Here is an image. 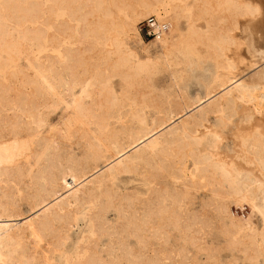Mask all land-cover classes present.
Instances as JSON below:
<instances>
[{
	"label": "rangeland",
	"instance_id": "rangeland-1",
	"mask_svg": "<svg viewBox=\"0 0 264 264\" xmlns=\"http://www.w3.org/2000/svg\"><path fill=\"white\" fill-rule=\"evenodd\" d=\"M142 1L144 0H62L58 5L55 0H0V30L5 29L9 39L18 48L11 62L5 61L9 50L2 44L3 40L0 38V64L8 63V67H5L7 75L0 72V122L3 124L0 137L13 133L26 136L28 133L31 134V130L26 129L29 126L34 128L36 134L34 139L49 138L51 141L50 150L36 165L34 162L37 148H34L36 144L33 143L30 152L17 160L11 173H0V199L8 204L11 214L15 217L29 215L35 203L47 197L51 190L60 189L66 181L71 184L73 176L95 171L100 173L106 159L112 155V151L107 149L108 140H117L121 147H126V154L135 150V148L128 150L130 148L128 145L132 144L134 137L129 131L127 118L138 105L145 107L148 129L161 116L164 119H171L151 136L157 137L159 141L169 136V128L178 123L180 116L184 118L195 114L198 117L201 109L207 113L211 124L219 122V113L213 101L215 96H221L225 89L212 87L210 95L202 98L199 103L189 104L188 96L192 97L196 93L204 95L205 82L201 78L207 79L206 68L187 72L185 78L178 77L182 73L180 65H176L174 58L175 53L179 54L178 50L175 52L173 50L175 47L170 45L158 46L154 40L142 34L141 38L137 32L139 22L151 15L167 19L171 23L168 29L171 30L175 22L173 12L167 9L170 4L176 5V10L183 14L178 24L184 30L187 27L186 18L193 12V0H161L160 4L152 5L145 16H142L145 10ZM261 2L263 4L264 0ZM29 9L38 10L34 15L39 17L41 14L50 21L44 25L49 34L32 33L31 28L34 25L29 22L28 16L33 12H27ZM100 21L106 26L102 29L103 32L98 31ZM125 21H129L130 25L125 26ZM263 24L264 19L260 20L259 24L262 32H259L261 38L258 47L263 45L264 48ZM56 25H59L60 33L56 32L55 29L58 28ZM54 35L61 37L65 53L62 66L55 62L56 67L61 68L64 99L68 101L70 97L77 96L83 88L90 95L87 101L98 98L100 89L111 90L118 104L112 107L104 105L105 121H100L96 110V118L90 116V122L84 123L82 117L73 109L65 104L56 105L54 95L49 92L44 94L40 85L33 82L35 76L27 66L28 60L38 61L39 59L33 57L32 53L41 49L40 42H47ZM112 37L118 41L115 45L121 52L125 53L128 50L132 53L130 61L156 60L153 69L147 74L129 76L127 68L115 67L111 61L106 62L116 57L115 54L106 52L109 48L105 41ZM207 45L210 43L204 41L196 44L203 50L202 57L206 63L208 62L205 58L206 52L211 51V47ZM48 48L52 49L54 46L50 45ZM227 54L235 58L240 57L242 60L235 71L236 79L249 77L255 68H260L264 64H262L264 60L258 61L255 64L257 67L252 66L254 69L243 70L242 65L250 59V54L242 47L238 52L229 47ZM222 73L231 75L226 70H222ZM52 79H56V75H52ZM219 102L224 104L225 97L221 96ZM243 113L256 117L263 114L262 110L255 109L254 105L249 103L246 104ZM11 123L14 127L8 125ZM112 126L116 128L108 134ZM96 127L103 136L99 141L101 151L93 152L86 144V135L95 137L90 130ZM233 132L232 126L225 130L224 138L219 144L221 155L231 150ZM58 134L62 137L63 157L60 164L64 167L65 179L58 177V168L53 164L50 165L53 171L52 179H49L48 173H41L39 178H33L29 169L37 170L46 166L47 160L57 154L54 142H57ZM136 147L137 152L144 150L142 144H137ZM175 158L179 159L180 156L176 155ZM110 160L112 158L108 159ZM151 171L147 166L139 165L133 167L129 173L120 175L98 173L96 185L100 189L99 197L102 196L105 204L103 227L108 228H98L101 223L86 213L87 204L71 206L69 211L53 218L50 227L38 235L23 236L14 243L12 254L15 264L17 261L22 264H125L126 258H134L132 251L134 253L139 251L141 240L126 228L130 224V219L123 220L130 215L132 205L130 207L128 204L133 203L136 208H140L139 201L130 197L131 194L137 192L140 198H148L155 187L165 194H169L171 188L163 174L151 176ZM174 180L179 184L178 175L174 176ZM113 181L115 184H112ZM182 183H186L185 180ZM104 187L107 188L106 193L103 192ZM116 188L117 191L128 194H117ZM139 188L140 191H137ZM179 188L185 186L180 185ZM204 193H206L204 190L196 193L197 202H200L199 199ZM70 203L73 205L74 201ZM94 204L96 206L98 201ZM205 208L206 211H210L211 207ZM229 209L231 217L235 218H244L250 213L248 207L242 209L230 205ZM172 221L174 223V220ZM255 222L258 223L257 218ZM188 224L198 228L200 233L172 231L162 232L156 238L142 236L144 243L155 244L156 254L152 253L150 248L141 250L136 254L141 255L144 261L137 264H251L240 251L241 245L230 242L226 226L217 217L207 214L204 219L188 220ZM16 231L23 233L21 227L16 228ZM248 254H251V251H248ZM92 256H98L101 261L90 263L89 258ZM258 259L263 261L262 256Z\"/></svg>",
	"mask_w": 264,
	"mask_h": 264
},
{
	"label": "bare ground",
	"instance_id": "bare-ground-1",
	"mask_svg": "<svg viewBox=\"0 0 264 264\" xmlns=\"http://www.w3.org/2000/svg\"><path fill=\"white\" fill-rule=\"evenodd\" d=\"M153 1H142L145 7L142 16L149 13V8L152 5L161 3V0ZM55 2L60 5L62 0H55ZM263 4L261 0H193V12L190 17L187 16V27L184 30L178 24L183 14L176 10V5L170 4L167 8L174 15L175 23L171 30L168 29L171 23L167 19L154 15L160 23L167 25L169 31L162 30L150 40H154L158 46L170 45L175 47L173 48L175 52L178 50L179 54L175 53L174 55L176 65H180L179 69L182 71L178 77L185 78L187 72L206 68L207 79L206 77L201 78L205 82L204 95L196 93L192 97L188 96L189 104L199 103L202 98L210 95L212 87L225 89L221 95L225 97L224 104L219 102L220 95L216 97L213 94L215 96L213 103L217 106L219 122L211 124L207 113L201 109L198 112V117L195 114L184 118L180 116L178 123L169 128V136H165L163 141H159L157 137L152 138L151 136L160 127L169 123L171 119H164L161 116L148 129L145 107L138 105L136 110L133 108L127 118L129 131L134 137L132 144L128 145L130 146L128 150L135 148L131 153L126 154V147H121L117 140H108L107 149L112 151V155L106 159V164L100 169V173L95 171L90 174L79 173V175L73 176L71 184L66 181L57 191L51 190L47 197L34 204L29 215L25 217H15L11 214L8 204L0 199V264H15L12 254L14 243L23 236L38 235L50 227L53 218L69 211L71 206L78 207L87 204L86 213L101 223L98 228H108L103 227L105 204L102 196L99 197L100 189L96 185L97 177L102 173L104 175L129 173L133 167L139 165L150 168L151 176L163 174L167 182L171 184V188L169 194H165L155 187L148 198H140L137 192L131 194L130 197L139 201L140 208H136L133 203L128 204L130 207L132 205L129 217H124L122 214L121 217H124L123 220L130 219V224L126 228L141 240L139 251L136 253L150 248L152 253L156 254L155 244L144 243L142 236L156 238L162 232L172 231L200 233L198 228L188 224V220L204 219L208 214L217 217L226 226L230 242L241 245L240 251L245 254L251 264H264V61L262 66L259 65L260 68H255L258 61L264 60L263 45L258 47L261 38L260 26H262L259 24L260 20L264 19ZM30 11L31 9L27 12ZM31 12L33 14L30 13L28 19L34 25L31 28L32 33L49 34L44 25L49 24L50 21L43 18L41 14L39 17L34 15L38 10ZM129 25L130 22L125 21V26ZM58 26L56 25V27ZM105 27L102 21L98 22L99 32ZM55 30L61 32L59 27ZM0 32L2 44L9 50L5 61L11 62L18 48L9 39V34L5 33V29ZM137 32L141 37L139 29ZM199 41L210 43L207 46L211 47V51L210 53L207 51L205 55V58L208 59L207 63L202 57L203 50L196 46ZM117 43L118 41L113 37L105 41V45L109 48V51L106 52L116 55L115 59H108L106 62L111 61L115 67L127 68L130 72L129 76L147 74L153 69L156 60L130 61L129 57L132 53L128 50H126V54L121 52L115 45ZM40 44L41 49L32 53L33 57L39 60L36 62L28 60L27 64L35 76L33 82L40 85L44 94L49 92L54 95L56 105L65 104L73 109L82 117L84 123L90 122V116L96 118V110L100 121H105L104 105L112 107L118 104L114 93L111 90L100 89L98 98L87 101L86 99L90 95L83 88L80 94L72 96L66 101L62 91L61 68H57L55 65L57 62L62 66L65 56L61 37L54 35L47 42H40ZM50 45H53L54 48L49 49ZM229 47H232L234 52H238L242 47L250 54V59L242 65L243 67L241 66L243 70L256 69L251 72L249 77L236 79L235 71L242 60L240 57L229 56L227 54ZM5 67H8L7 62L3 65L0 64V72L7 75ZM222 70H226L231 75L223 74ZM243 70L241 69V72ZM11 73L10 70L9 74ZM238 73L240 74V72ZM52 75H56V79L53 80ZM248 103L253 104L255 109L262 110L263 114L260 117L242 114ZM8 125L14 127L13 123ZM2 126L3 124L0 122V132ZM230 126L234 131L232 133L234 137L232 148L221 155L219 144L224 138L225 130ZM115 128L112 126L108 130V134L112 133ZM26 129L31 130V134L21 136L18 133H13L6 137H0V173H11L17 160L27 156L30 152L33 143L36 144L34 148H37L35 149L37 155L34 165L50 150L51 141L49 138L34 139L33 137H36L34 128L27 126ZM97 129L96 127L92 131L90 130L95 134V137L86 135V144L93 152L101 151L99 141L103 135ZM54 144L57 154L47 160L46 166L37 170L29 169L33 178H39L41 173H48L49 179H52L53 171L50 169V165L53 164L58 168V177L65 179L64 167L60 164V159L63 157L60 134L57 135V142ZM137 144L144 146L142 152H137ZM176 155L180 158L176 159ZM109 158L112 160L108 161ZM175 175L179 176V184H176L174 180ZM184 180L186 183H182ZM195 180L197 182L194 183ZM112 184H115V181ZM180 185L185 188H179ZM200 190H204L206 193L200 197V202H197L196 193ZM137 191H140V188ZM103 192H107L106 187L103 188ZM115 192L128 194L117 191V188ZM71 201H74L73 205H71ZM95 201H98L96 206ZM230 205L242 209L248 207L250 213L244 218L231 217ZM206 206L211 207L210 211H206ZM255 218L258 219V223L255 222ZM20 227L23 233L16 231V228ZM248 251H251V254H248ZM136 253L132 251L134 258H126L125 264L143 262L144 259L140 257L141 255ZM259 256H262V262L258 261ZM89 259L90 263L101 261L98 256H92ZM16 264L22 263L17 261Z\"/></svg>",
	"mask_w": 264,
	"mask_h": 264
},
{
	"label": "built area",
	"instance_id": "built-area-1",
	"mask_svg": "<svg viewBox=\"0 0 264 264\" xmlns=\"http://www.w3.org/2000/svg\"><path fill=\"white\" fill-rule=\"evenodd\" d=\"M165 29H167V25L160 23L154 15L144 19L139 26L140 34L149 39L155 38L158 33Z\"/></svg>",
	"mask_w": 264,
	"mask_h": 264
}]
</instances>
